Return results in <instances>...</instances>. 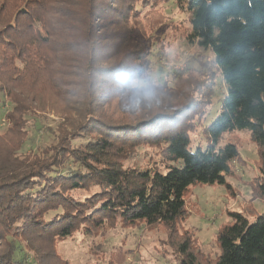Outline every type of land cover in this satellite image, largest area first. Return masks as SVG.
<instances>
[{
    "label": "trees",
    "instance_id": "1",
    "mask_svg": "<svg viewBox=\"0 0 264 264\" xmlns=\"http://www.w3.org/2000/svg\"><path fill=\"white\" fill-rule=\"evenodd\" d=\"M171 1L186 22H172ZM167 30L203 50L192 68L202 77L174 72L181 84L157 83V101L125 104L119 74L150 77L167 55ZM218 78L227 96L205 128L208 146L192 152L190 134L202 126ZM43 95L79 120L52 138L43 156L23 162L13 147L24 149L29 139L37 108L28 99ZM7 97L12 126L0 132V264H69L59 245L77 234L86 240L142 227H162L179 264H264V214L250 224L230 213L215 259L192 232L179 230L190 217L192 188L233 191L227 180L242 159L237 145L219 147L224 136L247 133L264 175V0H0V111ZM144 149L152 153L134 163ZM250 187L253 199H264V183L254 179Z\"/></svg>",
    "mask_w": 264,
    "mask_h": 264
},
{
    "label": "rangeland",
    "instance_id": "2",
    "mask_svg": "<svg viewBox=\"0 0 264 264\" xmlns=\"http://www.w3.org/2000/svg\"><path fill=\"white\" fill-rule=\"evenodd\" d=\"M166 5L167 13L173 23L181 24L187 21V15L179 11L174 1ZM164 38L165 43L169 44L167 55L161 57L158 64H154L150 78L164 84L165 87L174 88L182 82L175 81L174 72L182 73L191 80L202 77L201 72L195 70L197 68H192L198 65L196 59L203 55V50L198 46H189L180 33L174 37L171 30L166 31ZM159 67L162 69L161 72ZM226 96V85L218 78L213 104L207 111L202 126L197 127L190 134L192 152L199 147L208 146L205 128L209 127L217 117L221 102ZM5 101L7 103L5 102L0 111V132L12 126L11 121L5 119L6 113L12 110V106L8 97ZM28 102L33 108H37L33 114H30L31 118L27 122L29 139L24 144V149H18L17 144L13 147L16 149L13 150L14 158L23 162H28L29 160H26L35 155L43 156L49 150L52 138L60 136L65 130H71L72 125L79 120L75 112L63 107L58 108L59 101L52 95L39 96L35 100L28 99ZM124 103L128 104L127 100ZM37 124L41 125L40 129ZM47 132L53 137L46 138ZM228 143L238 146L242 159L240 163H234L235 173L227 180L234 192L223 185L192 188L187 198L190 217L179 226L181 232L186 230L192 232L201 251L213 259L220 254L216 244L218 231L222 226L233 222L230 213L244 214L250 224L255 223L257 216L264 214V199H253L250 187V182L254 179H258L260 184L264 183V175L258 171L256 165L258 156L255 145L250 141L247 133L224 136L219 147H224ZM145 152L152 153L151 150L144 149L133 162L140 165ZM2 157L3 154H0V159ZM250 203H252V212L246 211ZM166 240L162 227L152 231H147L143 227L135 230L118 228L105 232L97 238L86 240L82 235L77 234L73 239L59 245V253L63 256V261L69 264H179L166 246Z\"/></svg>",
    "mask_w": 264,
    "mask_h": 264
},
{
    "label": "clouds",
    "instance_id": "3",
    "mask_svg": "<svg viewBox=\"0 0 264 264\" xmlns=\"http://www.w3.org/2000/svg\"><path fill=\"white\" fill-rule=\"evenodd\" d=\"M118 79L126 86L125 95L130 106L138 107L158 100L159 90L154 79L138 77L130 72H121Z\"/></svg>",
    "mask_w": 264,
    "mask_h": 264
}]
</instances>
